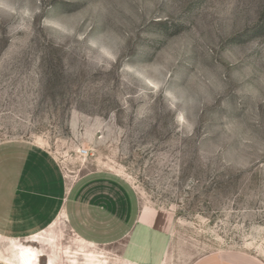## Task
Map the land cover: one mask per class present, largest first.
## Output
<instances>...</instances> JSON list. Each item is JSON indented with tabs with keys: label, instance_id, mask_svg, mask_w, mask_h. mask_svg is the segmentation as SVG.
Listing matches in <instances>:
<instances>
[{
	"label": "rangeland",
	"instance_id": "rangeland-1",
	"mask_svg": "<svg viewBox=\"0 0 264 264\" xmlns=\"http://www.w3.org/2000/svg\"><path fill=\"white\" fill-rule=\"evenodd\" d=\"M11 142L88 189L130 188L164 264H264V0H0ZM60 234L67 264H116L121 244L85 248L64 222Z\"/></svg>",
	"mask_w": 264,
	"mask_h": 264
},
{
	"label": "crops",
	"instance_id": "crops-1",
	"mask_svg": "<svg viewBox=\"0 0 264 264\" xmlns=\"http://www.w3.org/2000/svg\"><path fill=\"white\" fill-rule=\"evenodd\" d=\"M90 185L84 176L68 180L44 148L0 144V264H67L58 246L61 222L85 248L121 244L116 264H164L163 232L142 219L130 188L120 184L119 191H105ZM10 240L34 247L39 261L31 253H11ZM190 264L262 262L241 253L213 252Z\"/></svg>",
	"mask_w": 264,
	"mask_h": 264
},
{
	"label": "bare ground",
	"instance_id": "bare-ground-1",
	"mask_svg": "<svg viewBox=\"0 0 264 264\" xmlns=\"http://www.w3.org/2000/svg\"><path fill=\"white\" fill-rule=\"evenodd\" d=\"M17 251H18V253L21 254L22 256H25V255H27V254H30V253H29V250H28V248H27L26 246L17 245ZM31 255L33 256V253H31ZM33 260H35V259L33 258ZM31 262H32V261H31ZM33 264H34V263H33Z\"/></svg>",
	"mask_w": 264,
	"mask_h": 264
},
{
	"label": "built area",
	"instance_id": "built-area-1",
	"mask_svg": "<svg viewBox=\"0 0 264 264\" xmlns=\"http://www.w3.org/2000/svg\"><path fill=\"white\" fill-rule=\"evenodd\" d=\"M82 152H86V150H82Z\"/></svg>",
	"mask_w": 264,
	"mask_h": 264
}]
</instances>
